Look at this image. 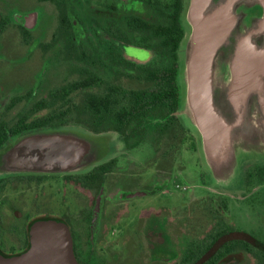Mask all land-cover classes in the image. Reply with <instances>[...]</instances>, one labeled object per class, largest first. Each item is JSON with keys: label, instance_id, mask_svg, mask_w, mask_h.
I'll use <instances>...</instances> for the list:
<instances>
[{"label": "flooded vegetation", "instance_id": "flooded-vegetation-1", "mask_svg": "<svg viewBox=\"0 0 264 264\" xmlns=\"http://www.w3.org/2000/svg\"><path fill=\"white\" fill-rule=\"evenodd\" d=\"M31 4L37 12L28 9L12 17L0 6V57L20 61L15 82L0 77V149L32 132L78 127L112 132L122 145L114 157L84 173L0 176V253L26 251L32 221L50 217L68 225L81 264H264V239L229 224L222 193L202 185L206 193L195 197L186 184L174 183L173 191L165 187L175 157L193 148L189 130L165 97L169 88L159 82V70L177 59L183 0ZM146 152L156 167L144 180L140 156ZM263 168L249 169L248 181L254 176L264 186V176L257 173ZM52 183L87 196L77 219L68 221L67 213L22 214L24 200L20 210L15 208L16 194L22 199ZM142 185L147 190L136 191ZM158 191L188 195L197 213L183 203L173 212L162 207L146 208L132 219L122 214L128 196ZM124 217L125 222L118 221ZM116 221L117 227H109Z\"/></svg>", "mask_w": 264, "mask_h": 264}, {"label": "water", "instance_id": "water-1", "mask_svg": "<svg viewBox=\"0 0 264 264\" xmlns=\"http://www.w3.org/2000/svg\"><path fill=\"white\" fill-rule=\"evenodd\" d=\"M180 20L175 114L221 184L243 153L264 154V0H183ZM67 130L13 139L0 149V176L84 173L122 145L112 132ZM28 232L27 250L0 253V264H81L63 220L38 218Z\"/></svg>", "mask_w": 264, "mask_h": 264}, {"label": "rangeland", "instance_id": "rangeland-1", "mask_svg": "<svg viewBox=\"0 0 264 264\" xmlns=\"http://www.w3.org/2000/svg\"><path fill=\"white\" fill-rule=\"evenodd\" d=\"M11 1L12 0H0L2 3L0 6L4 7L8 13H10L11 17L23 13L28 9H33L36 12L38 11V8H35V6L31 4V0H28L29 2L21 0ZM21 3L22 5H20ZM133 54L139 58L144 57V53L138 51H135ZM16 65H20L18 59L1 56L0 77L8 76L10 83L12 81L15 82L19 77H16L15 74L13 75ZM189 132L192 134L191 131ZM140 159L142 164L146 165L142 167L140 177L144 180L147 178L149 179L152 175V171L156 167V163L152 162L154 160H151L149 152L142 154ZM175 161L176 163L174 166H171L170 180L165 186L169 191H173L174 183H179L181 185L186 184L192 187L195 197L206 193L202 185H207L212 191H219L228 203V209L225 215L226 220L230 222L229 224L236 228L252 232L258 238L264 239V186L259 185L258 179L254 176L250 177L249 181L246 178V173L249 169L253 168V166L264 165V154L256 155L254 153H243L241 161L236 166L235 170H233V174L227 181L221 184H217L213 181L211 173L205 163L204 155L198 146L195 145V148L182 149L181 153L175 157ZM178 167L181 168L178 169ZM52 184V186L41 190L32 189L31 193H26V195L22 196V199H20L19 193L16 194L14 196L15 208L20 210L23 203L22 201L24 200L26 205L20 210L22 214L26 212H39L53 215L67 213L69 215L68 221L73 220V218L77 219L79 216V208L83 200L87 199V196L78 190L72 191L71 188L55 185L54 183ZM136 189V191L147 190L143 185ZM112 193L118 195L119 191L114 189ZM116 197L117 196H114L113 198L116 199ZM188 200V195L180 196L175 193L162 194L160 191L128 196V200L124 202V211L122 214L128 219H132L146 208L160 209L162 207L173 212L171 210L173 207L178 205L181 207L183 203L191 204V208L197 213V210L195 211V206L197 207V204L189 202ZM125 217L123 221L122 219H118V221L125 222ZM118 221H116V223H111L109 227H117V224H119ZM129 235L135 236L134 233L126 234V236ZM122 255L125 256L128 255V253L124 250Z\"/></svg>", "mask_w": 264, "mask_h": 264}, {"label": "trees", "instance_id": "trees-1", "mask_svg": "<svg viewBox=\"0 0 264 264\" xmlns=\"http://www.w3.org/2000/svg\"><path fill=\"white\" fill-rule=\"evenodd\" d=\"M180 34H181V36H180L179 42L183 36V28H182V32ZM179 42H178V45H179ZM177 48H178V46H177ZM176 56H177V50H176ZM177 69H178V60L176 59V60H174V63L171 66L169 65L165 69L159 70V74H163V76L159 77V82L162 85V87L169 88V92H168V94L166 93L165 97H167V98L169 97L168 98V100H169L168 104L170 106V103H171V107L173 106L172 108L175 109V111L177 110L178 105H179V88H178L177 79H176ZM166 72H169L168 76H167ZM172 92L174 95V105L172 103ZM159 97L161 98L162 95L160 94ZM191 139H192V147L195 148V140H194V137L192 136V134H191ZM257 173H259L260 176H264V168L258 169ZM56 219L62 220L60 218H56Z\"/></svg>", "mask_w": 264, "mask_h": 264}]
</instances>
